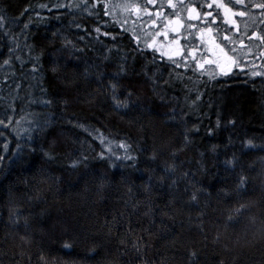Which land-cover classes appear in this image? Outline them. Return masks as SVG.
<instances>
[{"label": "trees", "instance_id": "16d2710c", "mask_svg": "<svg viewBox=\"0 0 264 264\" xmlns=\"http://www.w3.org/2000/svg\"><path fill=\"white\" fill-rule=\"evenodd\" d=\"M32 1L0 0L17 46L29 38L45 43L44 94L51 101L41 126L25 139L15 123L0 125V264H41V254L48 264H264V149L244 147L248 139L264 146V77L245 74L258 67L244 64L243 71L234 67L211 79L141 45L126 55L102 51L105 39L122 50L130 33L96 8V0H37L25 13ZM54 4L71 7H40ZM36 12L50 23L30 27ZM2 33L0 85L18 78L22 61ZM121 65L126 71L116 76ZM32 72L29 79L38 80ZM110 81L118 83L121 99L133 92L128 108H115ZM121 141L138 157L135 166L116 159L126 154ZM101 151L116 167L99 158ZM234 158L235 166L226 163ZM76 160L82 163L71 167ZM166 163L175 170L165 171ZM241 171L249 177L247 190L225 197L221 189L231 193ZM239 203L248 210L228 223L227 209ZM17 208L21 219L14 224ZM138 238L139 253L132 247Z\"/></svg>", "mask_w": 264, "mask_h": 264}, {"label": "snow or ice", "instance_id": "6c2138e0", "mask_svg": "<svg viewBox=\"0 0 264 264\" xmlns=\"http://www.w3.org/2000/svg\"><path fill=\"white\" fill-rule=\"evenodd\" d=\"M87 2V0H85ZM102 0H96V4H100ZM41 8L48 9L49 11L53 9H57L59 7H71V5H61L54 4L52 8L49 9L48 5H41ZM115 7V6H113ZM123 9L124 12L129 14L136 13L139 15L141 12L148 13V18L151 20V24L156 26L159 30L154 31L151 36L148 38L149 41L155 40L157 36L167 37L169 33H174L176 39L174 43L178 46L173 55H179L180 60H174L170 55L169 59H173V63L176 67H184V69L191 70L195 72L197 69H200V75H203L204 72L207 71L205 68V64L214 65L219 69L220 74L228 75L229 70L232 67H240L241 71L244 70V61L245 58L249 55H252L255 59V55L253 53V47L257 50L264 53V28H259V25H264V0H146L144 5L136 2V0H124V2L119 6ZM254 10H258V13ZM27 11V10H26ZM103 12L105 16L111 15V11L107 4L103 6ZM184 13L187 15L185 16ZM36 15L39 17L40 13L36 12ZM237 17L244 18V27L243 32H241L240 26L237 23ZM162 19V25H158L157 19ZM4 17L0 15V27H3ZM127 19L124 20V24H127ZM117 23H120L117 21ZM220 23L231 25L229 29H227L222 36L220 37L221 42L217 43L216 39L213 36H209V39L206 41L208 45H210L207 49L208 52L211 53V56H207L203 52L204 43L199 45L193 43L195 40L204 41L205 33H213L214 31L219 33L218 25ZM198 25H203L202 27H198ZM79 27V25H77ZM28 24L24 25V28H27ZM253 27V30L249 34L248 29ZM121 28L123 31L127 32L128 29L123 27L121 24ZM258 29V30H257ZM97 33L101 32V28L97 27L95 29ZM194 31L198 32V37L194 35ZM228 32H234L236 35L230 36ZM183 33H187V36H184ZM104 36H110L111 33L103 32ZM188 37H192V41H188ZM113 40L116 39L114 35L111 37ZM245 38L249 43H245ZM133 39L137 41V46L139 45L140 37L138 35H134ZM184 39L187 42V46L181 45L180 41ZM259 41V44L255 42ZM227 42V43H225ZM238 46V47H237ZM148 47H154L153 43H148ZM183 49V51H181ZM37 61L39 60V56L36 57ZM189 60H191V66L189 65ZM5 64L9 63V60L4 61ZM37 70V66L33 65V71ZM87 73V69L85 70ZM126 69L123 65L120 66L119 72L116 76H119L125 73ZM250 77H264V71L257 72L255 70L250 73H245ZM102 75V74H100ZM208 75L211 79H216L215 72H209ZM111 90V99L115 108H128L132 101L133 92L129 89L127 95L121 99L118 93L119 85L117 82H109L107 86ZM200 98L197 95L196 99ZM47 103H51V101H47ZM195 104V101H193ZM12 123V120L9 119L7 123L4 120H0V125L8 127ZM230 123L235 124V120L230 121ZM220 121L217 120V126H219ZM79 127H84L83 125H77ZM198 130V129H197ZM27 131H31L28 129ZM29 139L31 137L29 136ZM185 145H187L190 140L187 132L184 136ZM103 143V141H102ZM120 146L125 148L126 154L123 157L116 156L117 160L124 159L128 161H132V166H135V161L138 159L137 156L128 154L131 145L127 144L126 141H121ZM20 145L17 144V148ZM244 147L249 149H254L257 147H261L264 149V146H258L254 143L253 139H248L244 142ZM8 148V144H4V149ZM34 150V149H33ZM107 151L115 156V153L112 152L111 148H108ZM175 155V152L172 153ZM45 156L49 159L53 158L48 152H45ZM100 159H107L110 161L111 167H116L115 162L111 160V156L106 155L104 151H101L98 154ZM157 158L156 153L154 152L151 156V159L155 160ZM3 157H0L2 160ZM84 160L87 157L83 158ZM260 162L264 165V157H260ZM79 163H82L80 160L73 161L71 163V167L75 168ZM229 165L235 166V158L233 160L226 161ZM175 164H167L165 165V171H174ZM251 167V165H250ZM187 175V173H184ZM249 183V177L241 171V174L238 176L235 186L230 193L226 189H221V193L227 197L234 193L237 197H242V194L247 190V185ZM131 191V189H130ZM201 189H197L193 191L190 195V200L192 202H198V194ZM249 205L247 203H239L237 207L227 209L226 221L228 223L237 222L238 218L243 215L245 211H247ZM151 211V209H149ZM148 214L147 212L145 213ZM203 214H201L202 216ZM10 219L14 224L19 223L21 219V213L19 208L13 211L10 215ZM257 218L255 216L250 217V223L256 224ZM28 219L24 217V225L27 228ZM201 230H203L202 224L200 225ZM261 231H264V219L260 221ZM142 238H138L135 243L132 244V247L140 252V241ZM216 239H220L219 233L216 236ZM21 240L24 242H30V237L26 234L21 236ZM121 243H125V241H121ZM66 249H71L73 244L70 242H65L63 245ZM147 247V245H145ZM95 251V249H91ZM197 256L196 251L190 252V257L195 258ZM41 264H48L46 257L41 254L39 257ZM143 264H148V261H143ZM218 264H225L224 260H220Z\"/></svg>", "mask_w": 264, "mask_h": 264}, {"label": "rangeland", "instance_id": "374dc122", "mask_svg": "<svg viewBox=\"0 0 264 264\" xmlns=\"http://www.w3.org/2000/svg\"><path fill=\"white\" fill-rule=\"evenodd\" d=\"M35 1H32V3L27 7V11L25 10V13L33 12L32 10L35 8V6L40 3L39 1ZM123 2L124 0H102L100 4H94L96 8H99L101 11L103 10L104 4H107L111 11V15L108 17L118 19V21L123 24V27L125 26L130 33V35L127 36L129 38L126 37L124 39L125 42L122 43L120 47L122 50L119 51L117 47L113 48L114 43H110L109 39H105L101 45V50L126 55L136 46L137 41L133 39V36L138 35L140 37L139 45H141V47L156 51L167 59H169V56L171 55L174 60L179 61L180 56L173 55L174 50L178 47L174 43V40L176 39L175 34L169 33L167 37L157 36L154 42L149 41L148 38L151 36V34L159 29L151 24V20L148 18V13L141 12L139 15H137L136 13L129 14L124 12L123 9L119 7ZM136 2L144 5L146 0H136ZM225 2H227V0H225ZM254 11L258 13V10ZM7 12L6 13L10 15L8 10ZM184 15L186 16L187 14L184 13ZM3 17V27H0V31L3 32V36L9 42L10 48L15 52L19 51L22 61L21 69L17 71L18 78L15 81L13 80V83L12 81L8 82L6 80V83L0 85V120H4L7 123V121L11 119L12 123L10 125L15 123V125H17V132L20 139H25L30 134V132L41 126V120L44 117L46 113V107L49 104L47 103L49 100L44 94L46 81L48 79L45 59L48 54L47 52L49 51L46 48L45 43L38 45L34 38H29L27 39L26 44L17 46L15 43L13 28L8 26L5 16ZM125 19L128 21L127 24L123 23ZM156 19L158 25H162V19ZM236 19L240 26L241 32H243L244 18L237 17ZM49 23V20L41 16L38 17L36 14L33 15L28 22L30 27L47 26ZM202 26L203 25H198V27ZM218 27L220 30L219 33L215 31L213 33H205L203 42L199 41L198 39L193 41V43L197 45L204 43L203 52L209 57L211 56V53L208 52L207 49L210 45L206 43V41L209 39V36H213L216 39V42L220 43V37L227 29L231 27V25L220 23ZM259 28H264V25H259ZM252 30L253 27L248 29L249 34ZM183 35L187 36V33H183ZM194 35L198 37L199 34L198 32L194 31ZM228 35L234 36L236 33L228 32ZM192 40V37H188V41ZM148 43H153L154 47H148ZM180 43L185 47L187 46V42L184 39H181ZM245 43H249L246 38ZM255 43L259 44V41H256ZM2 48L3 47L0 45V52H2ZM181 51H183V49H181ZM253 53L255 56L260 58L256 60V58L254 59L252 55H249L245 58L244 64L251 68L258 67L257 69H259V71H264V62L261 60V58L264 57V53L257 50L255 47H253ZM37 56H39L38 61L36 59ZM173 59L171 60L173 61ZM188 63L191 66V60H189ZM34 64L37 66V70H35V72H37L39 76L38 80H35L36 75H34L33 80H30L28 77L29 72L31 74L33 73L32 71ZM234 67H232L229 72H231ZM205 68L207 71L204 73L208 74L209 72H215L216 75L220 74L219 69L214 65L205 64ZM197 70L201 71L200 69ZM28 129H31V131H27Z\"/></svg>", "mask_w": 264, "mask_h": 264}]
</instances>
